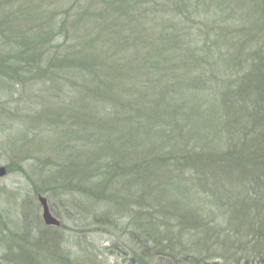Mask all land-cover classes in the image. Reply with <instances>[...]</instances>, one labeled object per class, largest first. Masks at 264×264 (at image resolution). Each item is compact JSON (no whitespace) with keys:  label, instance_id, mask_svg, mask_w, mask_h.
Returning <instances> with one entry per match:
<instances>
[{"label":"trees","instance_id":"trees-1","mask_svg":"<svg viewBox=\"0 0 264 264\" xmlns=\"http://www.w3.org/2000/svg\"><path fill=\"white\" fill-rule=\"evenodd\" d=\"M45 17L0 75L37 81L52 99L39 116L93 114L88 137L46 121L40 144L65 156L50 177L123 199L160 264H264V0H73Z\"/></svg>","mask_w":264,"mask_h":264},{"label":"rangeland","instance_id":"rangeland-1","mask_svg":"<svg viewBox=\"0 0 264 264\" xmlns=\"http://www.w3.org/2000/svg\"><path fill=\"white\" fill-rule=\"evenodd\" d=\"M74 2L81 10L94 5V0L91 4L90 0ZM72 4L73 0H0V60L8 54L17 56L22 46L34 41L46 14L59 15ZM204 7L202 5V11ZM251 22L237 24L244 26L242 29H250ZM237 24L232 23L231 30L236 29ZM248 35L249 32H245V36L230 33L229 38L236 48L246 43ZM36 83L10 82L0 75V165L9 171L0 177V264H160L151 254L153 247L141 241L142 236L136 234V240L133 238L136 218H132L130 206L122 205L123 199L118 198L119 203L98 205L109 200L96 202L92 196L84 197V193L75 191L78 189L76 180L61 181L59 173L56 180L50 177L47 161L61 162L65 156L54 153L47 144L44 147L40 144L47 140L48 143L54 136L46 121H61L66 128L81 125L85 130L83 136L88 137V123L92 122L93 114L82 115L86 125L77 122V115L69 120L68 114H58L55 109L50 111L49 117L53 119L44 118L47 117L44 112L39 116V109L43 111L49 105L43 103V97L52 99L45 91L42 93ZM40 101L39 109L33 110V102ZM66 128L59 133L68 139ZM40 195L48 198L53 214L62 222L60 227L45 223ZM104 214L117 225H102ZM96 216L100 219L97 222ZM47 227L50 236H47ZM137 229L147 235L148 231L141 225H137ZM179 241L187 245L184 238L179 237ZM249 257L251 262L253 255Z\"/></svg>","mask_w":264,"mask_h":264},{"label":"water","instance_id":"water-1","mask_svg":"<svg viewBox=\"0 0 264 264\" xmlns=\"http://www.w3.org/2000/svg\"><path fill=\"white\" fill-rule=\"evenodd\" d=\"M8 174V168L4 165H0V177H4ZM40 203L43 207V218L47 225L50 226H60L62 224L61 220L56 217L49 205L48 198L44 195L39 196Z\"/></svg>","mask_w":264,"mask_h":264}]
</instances>
